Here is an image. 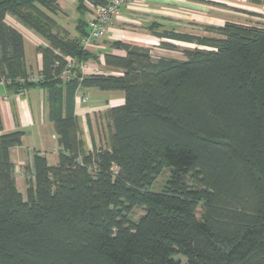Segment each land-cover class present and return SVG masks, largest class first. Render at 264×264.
Returning a JSON list of instances; mask_svg holds the SVG:
<instances>
[{
    "label": "trees",
    "instance_id": "trees-1",
    "mask_svg": "<svg viewBox=\"0 0 264 264\" xmlns=\"http://www.w3.org/2000/svg\"><path fill=\"white\" fill-rule=\"evenodd\" d=\"M57 1L0 0V81L46 90L58 145L54 166L34 153L22 194L10 159L22 132L0 135V264H264V25L153 32L200 46L182 59L116 41L125 55L104 53L102 63L121 75L74 69L62 79L64 56L100 61L78 44L86 21L73 38L57 23ZM78 7L86 11L83 0ZM7 16L45 42L36 80ZM81 88L124 93L105 111L107 139L91 150L78 135ZM164 168L163 188L152 190ZM134 206L144 209L137 221Z\"/></svg>",
    "mask_w": 264,
    "mask_h": 264
},
{
    "label": "crops",
    "instance_id": "crops-1",
    "mask_svg": "<svg viewBox=\"0 0 264 264\" xmlns=\"http://www.w3.org/2000/svg\"><path fill=\"white\" fill-rule=\"evenodd\" d=\"M87 1L83 0L85 9ZM235 1L127 0L109 21L104 36L89 42L84 47L86 51L97 55L96 57L100 61L91 60L87 64L89 67H101L104 69V74L121 75V70L105 68L102 63L104 53L125 55L123 50L113 46L116 41L163 50L166 49L160 44L163 40L176 45V47L187 43L167 38L161 40L153 34V32L162 29L216 36L212 31L205 30V27L220 26L228 21L225 18L231 17L230 14L236 16L238 13L235 12L240 9L236 7ZM57 2L59 5V10L55 14L57 23L69 37L78 36L80 33L78 23L87 20V17L81 16L85 14V11L78 7L79 0H58ZM244 4H246V10L242 11L244 16L250 18L256 16L259 18V22L264 25V0L259 3L245 0ZM70 16H72L71 19ZM6 22L20 28L23 36L26 69L29 77L36 80L42 66L41 54L37 51V46L45 44V42L13 17L7 16ZM190 45L193 49L200 48L196 43H190ZM81 95H84L86 100L81 101ZM123 98L124 93L121 90L81 88L75 92L74 110L83 149L91 150L93 145L100 146L98 132L95 131L94 116L101 114L103 116L104 111L112 105L122 103ZM89 99L91 101L86 105ZM47 111V93L41 86H31L26 90L16 92L4 81H0V135L13 131L22 132L21 144L10 148L15 182L22 194L25 193L27 179L33 177L32 159L34 153L44 155L51 166L56 165L58 161L57 135L52 122L48 119Z\"/></svg>",
    "mask_w": 264,
    "mask_h": 264
},
{
    "label": "built area",
    "instance_id": "built-area-1",
    "mask_svg": "<svg viewBox=\"0 0 264 264\" xmlns=\"http://www.w3.org/2000/svg\"><path fill=\"white\" fill-rule=\"evenodd\" d=\"M127 0H108L106 4H96L91 0L87 1V20H86V34L79 38V45L83 48L91 41L99 39L104 36L107 25L111 18L118 13L119 7ZM65 66L60 74L62 79H69L74 69L80 71L82 74L103 73L104 69L101 67H89L85 62L76 63V61L69 57L64 56ZM80 100H86L84 95L80 96Z\"/></svg>",
    "mask_w": 264,
    "mask_h": 264
},
{
    "label": "rangeland",
    "instance_id": "rangeland-1",
    "mask_svg": "<svg viewBox=\"0 0 264 264\" xmlns=\"http://www.w3.org/2000/svg\"><path fill=\"white\" fill-rule=\"evenodd\" d=\"M245 0H236L235 4L236 7H239L238 9H240V11H237L235 13H238L236 16L234 14H230L231 17L225 18V20L228 21H233V22H237V23H241V24H257V25H263L262 23L259 22V18L256 16H252L250 17H245L243 14V10L246 6V4H244ZM239 14H241L242 16H240ZM71 15H73V13H71ZM248 15V14H247ZM83 18H86L88 16L87 10L85 11V14L81 15ZM53 17L56 19L55 15H53ZM72 16H70L71 19ZM180 45V44H178ZM181 46V47H180ZM179 47H176L175 50L174 49H153L152 47L148 48L150 50V53L152 54V56L154 58L158 57V56H165V57H176V58H184V50H188V49H193V47L190 45L189 42L185 43V44H181ZM161 48V47H160ZM99 68V67H98ZM88 74V73H86ZM91 101V99H89L86 102V105L89 104L88 102ZM85 105V104H84ZM105 112V111H104ZM80 121V119H79ZM94 124H95V131L97 130L98 132V140L100 141V144L103 143L104 139H107V116H102V114L100 116L95 115L94 116ZM78 135H80L78 133ZM169 168H164L162 170V172L155 178L154 182L151 185V189L152 190H161L168 178L169 175ZM144 209L141 206H134L132 207L130 213L128 214L129 219L131 221H137L138 218L143 214Z\"/></svg>",
    "mask_w": 264,
    "mask_h": 264
}]
</instances>
